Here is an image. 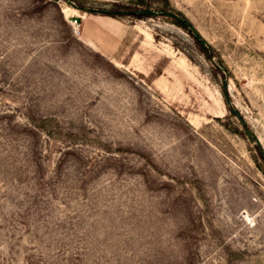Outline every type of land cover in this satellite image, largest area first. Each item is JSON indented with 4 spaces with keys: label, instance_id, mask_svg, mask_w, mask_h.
Wrapping results in <instances>:
<instances>
[{
    "label": "rangeland",
    "instance_id": "374dc122",
    "mask_svg": "<svg viewBox=\"0 0 264 264\" xmlns=\"http://www.w3.org/2000/svg\"><path fill=\"white\" fill-rule=\"evenodd\" d=\"M90 2L0 0V264H264V0Z\"/></svg>",
    "mask_w": 264,
    "mask_h": 264
},
{
    "label": "trees",
    "instance_id": "16d2710c",
    "mask_svg": "<svg viewBox=\"0 0 264 264\" xmlns=\"http://www.w3.org/2000/svg\"><path fill=\"white\" fill-rule=\"evenodd\" d=\"M137 4H128V3H120V2H114L112 3V11H105L103 10L102 13L105 15L112 16L114 18H120L123 16H129L136 19H147L149 17H154L157 13L162 16L169 17L175 21L176 24H178L183 29H186L190 35L192 36V47L196 50V52L200 53L205 59H207L212 64V72L213 75L218 77L219 75L225 77L227 69L224 67L223 62L215 49L199 34V32L196 30V28L193 26L191 21L186 18L185 15H183L181 12L177 10H169V2L168 0H164V7L160 9L158 12H154L153 10L146 8L145 10H142V8L138 7V4L140 5H147V2L145 0H137ZM67 2L81 10H86L89 12H92L90 10L91 2L90 0H67ZM177 46V45H176ZM179 49L183 50L189 58L192 59V55L187 52L186 49L177 46ZM221 91L223 95L226 97L227 103H228V94L226 91V88L221 87ZM231 110V108H230ZM256 148L258 149L261 156L264 158V153L261 149V146L259 143H256Z\"/></svg>",
    "mask_w": 264,
    "mask_h": 264
},
{
    "label": "water",
    "instance_id": "95a60500",
    "mask_svg": "<svg viewBox=\"0 0 264 264\" xmlns=\"http://www.w3.org/2000/svg\"><path fill=\"white\" fill-rule=\"evenodd\" d=\"M98 11L102 12L103 10H98ZM232 111L235 112V114H236L237 116L241 117L239 111H237V110H235V109H233V108H232ZM242 122H243V121H242ZM246 133H247V135H248L250 138L253 139V137H252V133L250 132V130H249L248 128H246Z\"/></svg>",
    "mask_w": 264,
    "mask_h": 264
},
{
    "label": "built area",
    "instance_id": "2783aa9c",
    "mask_svg": "<svg viewBox=\"0 0 264 264\" xmlns=\"http://www.w3.org/2000/svg\"><path fill=\"white\" fill-rule=\"evenodd\" d=\"M76 22H77V20L75 19L74 23H76Z\"/></svg>",
    "mask_w": 264,
    "mask_h": 264
}]
</instances>
